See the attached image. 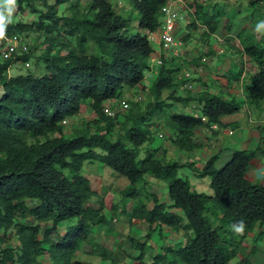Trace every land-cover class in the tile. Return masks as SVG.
<instances>
[{
    "label": "trees",
    "instance_id": "obj_1",
    "mask_svg": "<svg viewBox=\"0 0 264 264\" xmlns=\"http://www.w3.org/2000/svg\"><path fill=\"white\" fill-rule=\"evenodd\" d=\"M129 1L140 13L138 32L129 30L128 18L112 0H43V8L33 0H17L19 9L27 4L36 19L4 21L0 32L6 37L22 38L30 32L44 36L45 46L36 61L46 72L7 74L12 63L28 61L38 46L0 60V264H77L79 253L99 257L95 264H117L125 256L138 264H233L234 258H238L234 264H253L249 256L254 248L248 249L247 235L264 223V185L245 174L256 150H235L222 166L215 153L196 166L188 160L169 161L166 149L149 147L140 157V148L152 140L160 119L170 132L171 145L192 152L202 146L196 130L221 125V118L237 112L245 101L261 106L264 36L256 24L264 12L255 9L258 0H252L255 27L233 31L238 10L225 2L189 0L192 9L180 38L183 43L194 38V48L204 50L189 65L199 66L203 57L214 56L216 51L208 44L211 34L233 33L227 50L232 52L229 41H235V52L250 63L249 82L243 80L245 99L239 100L227 88V96L226 91L212 90L208 78L201 76L193 78L197 88L180 89L182 67L176 60L191 53L162 56L156 74L145 83L155 50L144 31L160 28L161 8L168 0ZM61 4L70 5L73 13L57 14ZM242 72L240 67L226 76L229 82H238ZM136 86L142 92L128 98V108L112 117L104 112L108 99L120 98ZM193 104L198 113L186 111ZM84 106L89 117L80 116ZM75 116L79 123L66 133L62 121L67 119L72 126ZM92 161L127 179L121 201L142 195L155 179L166 183L170 202L147 191L148 203L140 199L131 208L125 203L107 208L104 197L97 208L85 206L96 190L80 171ZM186 166L195 176L210 178L212 195L196 191L179 176V169ZM106 209L113 216L125 213L128 224L146 227L143 240L128 238L135 253L114 252L97 242L95 227L112 230ZM241 223L243 228L237 231ZM166 229L181 232L183 242L162 245L152 254L155 247L148 241L154 233L162 237Z\"/></svg>",
    "mask_w": 264,
    "mask_h": 264
},
{
    "label": "rangeland",
    "instance_id": "obj_2",
    "mask_svg": "<svg viewBox=\"0 0 264 264\" xmlns=\"http://www.w3.org/2000/svg\"><path fill=\"white\" fill-rule=\"evenodd\" d=\"M34 1V5H36L37 8H43L42 7V2L43 0H33ZM113 3H116L118 0H112ZM122 4L121 6H117L116 9L119 13H121L122 15H124L125 17L128 18V28L131 32H138L140 31L139 28V18H140V13L138 10H136L132 4L130 3L129 0H119ZM208 2H215V1H219V2H225L227 3L229 6H232L233 8H235L236 10H238L239 14H237V18L234 20V25H233V31H237L240 28H244L246 27L249 30H252L255 26L254 23L255 21L252 20L253 18L250 16V14L253 12L254 7L251 4L252 0H207ZM47 2L49 3H53L54 0H47ZM84 2V1H83ZM10 5L12 4V0H9ZM0 4L3 6V3L0 2ZM12 7V12L10 14V16L7 19L12 20L13 22L17 21V20H21L22 22H30L34 19H36L37 14L33 13L29 6L27 4H22V8L19 9V7L17 6V0H14V4L11 5ZM255 9L257 10H261L264 12V3L263 0H258V3L256 4ZM73 9L70 8V5L68 4H61L58 5V12L57 14L59 15H71L73 13ZM7 15V14H6ZM264 20V19H262ZM185 24L183 22H177V26H176V32L177 36L180 39V36L184 33L185 31ZM257 25V24H256ZM259 35H263L264 36V29L258 30ZM158 38V36H156ZM23 42H25L29 48H32L33 46H38L40 49H37V51L35 52V54L31 55V58L28 60V62L30 63L29 67L24 66L23 62L20 61H16L14 63H12L8 69V76H15L18 74H24V73H32L35 75H42L46 72V69L44 68V64L41 61H36L37 56L39 55L40 51L43 50L44 48V36L41 33H35V32H30L28 35L22 37ZM195 39L191 38L189 41L182 43L183 46H181V50L182 51V56H184V54L186 53H191L194 55H197L198 50L194 48L196 43H195ZM154 47L157 46V44L155 42L151 43ZM235 41H229V46L231 48V51L235 54H237V56L239 57L240 54L235 52ZM201 46L197 47L200 48ZM227 46H226V52H230L227 50ZM188 50L187 52L184 50ZM155 50V48H154ZM156 51V50H155ZM201 51H204L203 49ZM199 51V52H201ZM156 53H154L149 60V63H151V61L155 58ZM1 55H0V60H1ZM215 60L216 57H215ZM177 63L180 64V66L182 68L186 67V60L184 61L183 58L182 60H176ZM212 61H209V68L211 70L212 67ZM215 64V63H214ZM213 73H216L215 70L212 71ZM152 79L151 75H149V72H147L146 74V79H145V83L149 84L150 80ZM219 87V86H218ZM220 90H222V88H219ZM224 90L226 91V86L224 87ZM139 91L140 93L142 92L141 90H139V87L136 86L132 89H129V91L123 93L120 97V99L122 98H134V94H136V92ZM183 92V91H182ZM0 93H1V89H0ZM246 93V92H245ZM137 97V95H136ZM135 97V98H136ZM239 99V98H238ZM178 106V104H176V107ZM193 106V105H191ZM189 113L193 112V113H197L198 110L194 109V110H186ZM82 112V113H81ZM81 115L82 116H90L89 111L85 108L81 111ZM82 118V117H81ZM73 125L68 127L65 126V130L66 133H69L71 131V128L74 126H76V124L79 123V118L76 117V119H73ZM246 123V122H245ZM159 126L156 127L154 133H153V137L152 140L150 142H147L145 144L142 145V147L140 148V157H142L145 154V151L150 147V148H159L160 152L163 151V149H166L165 152V157L166 159H168L169 161H173V160H177L178 162H184L183 159H186V151H178L175 147H173L169 141V135L170 132L167 130V128L164 126V119H160V121L158 122ZM162 134V136L160 137L159 134ZM159 152V153H160ZM230 159V157L228 159H226L224 162H222L221 164H219V166L224 165L228 160ZM196 166H200L197 162ZM185 168V171L184 169ZM192 171L191 167L186 166V167H182L179 169V176L182 178H187L191 184V186L198 192L204 193L206 195H212V188L210 186V178L208 176H202V177H198L195 176L193 173V177L189 176L190 172ZM81 173L85 174L90 181L93 184V187H95L96 193L92 194L86 201H85V206L87 207H93V208H97L99 206L100 200L103 199L102 197H104V193L108 192V196L105 197V204L106 207L109 208L113 203H118L117 205L119 207H122V204L125 203L127 205V207L129 206L130 208L136 204L139 203L140 199L146 201L145 199V192L149 191V192H155L157 194V196L159 197L161 202H165V203H169V198L167 196V192L165 189V185L166 183L164 181L161 180H155L152 179L149 184H147L145 187V189L142 192V195L135 197V198H130V197H126L124 198V201H121L120 199L122 198V191L126 188V186L128 185V181L126 178H124L123 176H121L120 174L116 173L115 171H113L110 167L102 164L99 161H92V162H85L81 168ZM186 172V173H185ZM189 176V177H188ZM154 183H153V182ZM155 182L158 183V185H154ZM150 205V204H149ZM129 208V209H130ZM106 213V216L108 218V223L107 226L111 227V219H112V212L110 209H106L104 210ZM117 217L118 221V227H122L124 226V230L120 231V230H116L119 231L121 233L122 236H124V238H129V231H130V225L128 224V220H127V216L126 214L122 213L121 211H118L117 213H115V216ZM137 223V222H136ZM137 226V225H134ZM101 226L99 227H95L94 230L96 233H98L100 231ZM112 233L116 232L113 230H109ZM132 231L136 232L139 234V236L141 235V237H139V239L143 240L144 237L143 235L146 232V227L141 229L140 227L137 228H133ZM155 234V238H156V243L157 245H166L165 242V238L163 236H165V233L162 234V237H160L159 235H157V233ZM153 234V235H154ZM99 235H96V237H98ZM101 236V235H100ZM118 238H120V236H117ZM133 237L138 238L136 235H133ZM159 239H158V238ZM118 238H114L111 237L110 238V242L113 244V247L108 246L109 249L110 247L114 250H117L118 247L117 244L118 242H116L115 240H118ZM97 240V238H96ZM116 247V249L114 248ZM134 250V249H133ZM116 252V251H114ZM125 252V251H124ZM155 252H160V249H158L156 251V249H154V251H152V254H154ZM135 253V252H134ZM255 253V251H254ZM253 253V254H254ZM129 254V253H128ZM131 254V253H130ZM151 254V255H152ZM238 259L234 258L232 263L234 264ZM101 261L99 257H89L87 255H85L84 253H79L77 258H76V262L77 264H95L96 262ZM121 264H138L136 261H133L131 258L125 256L122 261H120ZM119 264V263H117Z\"/></svg>",
    "mask_w": 264,
    "mask_h": 264
},
{
    "label": "crops",
    "instance_id": "obj_3",
    "mask_svg": "<svg viewBox=\"0 0 264 264\" xmlns=\"http://www.w3.org/2000/svg\"><path fill=\"white\" fill-rule=\"evenodd\" d=\"M155 49L156 55L160 54L159 46H156ZM192 57H194V54L190 55V60ZM215 57L217 60H215ZM209 61L213 62L211 65L213 70L209 68ZM201 64V70L195 69L192 72L193 78L198 76L206 79L208 78L207 83L211 85L212 90H218L219 88H222V90L225 92L224 87L226 86L227 91L233 94V96H235L237 99H245V82H243V80L245 79L246 82H249L247 76L250 72V63L249 59L244 54H240L238 57L237 54L233 52L230 53L225 51V53L222 55L218 54V52H215L213 57H209L206 62ZM156 66V64H151L149 75H151L152 78L154 77V74H156ZM240 67L243 68L240 80L238 82H229L228 77L226 76L229 70H236ZM214 70L216 73L212 72ZM194 84L197 86V81L194 80ZM219 85L221 87H218ZM227 91L223 96L228 95ZM221 119V125H217L216 128H202L196 130L195 137L199 142H201L202 146L201 148L195 149L192 152L186 153L185 155L187 157L183 160L194 162L195 165L198 162V164L201 166L210 155L218 153L219 165L228 159L235 150L254 149L256 150L255 156L251 160L245 175L251 182L264 183V102L261 104V106H255L245 101L241 104V108L237 112L230 115H225ZM233 124L235 126H233ZM183 169L185 171V168ZM189 176L193 177L192 171L190 172ZM107 196L108 192H105L104 200ZM114 218L117 217L113 216L110 226L113 228L116 234L108 232L106 226H102L100 231L96 233V235H99L97 237V242L106 247L107 245H111V247H113V244L110 242V238H118L117 236H120L118 240H115L118 242L117 246L120 248L114 250L110 247V249L116 252L118 250H122L127 254L134 253L129 239L124 238V236H122L119 231H116H123L125 228L124 226L121 228L118 227L119 223H117L118 221H114ZM137 227H140L141 229L145 228V226L142 224H131L129 231V235L131 237H133V235H136L138 238L141 237V235L139 236L138 233L132 231L133 228ZM164 233L165 236L163 237L166 239V244H173L180 241L183 242L184 237L181 232L175 233L166 229ZM155 240L156 238L154 234L151 236L148 244L153 245L157 251L162 245H157ZM247 242L248 249L254 248L255 251L254 254L249 256L250 262L253 264H264V223L257 225L255 229L247 235ZM114 248L116 249V247Z\"/></svg>",
    "mask_w": 264,
    "mask_h": 264
},
{
    "label": "built area",
    "instance_id": "obj_4",
    "mask_svg": "<svg viewBox=\"0 0 264 264\" xmlns=\"http://www.w3.org/2000/svg\"><path fill=\"white\" fill-rule=\"evenodd\" d=\"M191 7L189 6V0H168L167 3L161 8L162 13V24L160 28L156 31L145 30V35L147 36L150 43L155 42L157 46L160 48V54H157L155 58L151 61V64L159 65L162 62V56H181V46L183 41L181 38L177 36L176 26L177 22H187L188 12L191 11ZM1 36V32H0ZM158 36V38L156 37ZM234 37L233 33L226 34H211L209 38V46L213 47V49L219 54L225 53L227 46V38ZM0 54L3 58H9L12 56L20 55L24 52H28V45L23 42L22 38L17 36L6 37L5 35L0 38ZM201 51V47L198 48ZM207 57H203L201 63L206 62L208 60ZM190 60V58H188ZM26 66L29 65L28 62L25 63ZM193 67V66H192ZM190 65L188 67L183 68L178 78L183 81L179 86L180 89H195L197 86L194 84L192 68ZM195 69H202V64L196 66ZM140 98V96H137ZM193 106L186 107V110H193ZM129 107L128 98H112L108 99L104 105V112L108 116H115L117 112L122 111ZM198 113V112H197ZM80 116H82L80 114ZM76 118V116H75ZM204 120L205 118L202 117ZM63 126L70 127L69 120L62 121ZM217 124H213L210 128H216ZM161 137L162 134L160 133ZM264 185V183H262ZM117 218H114L116 221ZM121 264V263H120Z\"/></svg>",
    "mask_w": 264,
    "mask_h": 264
},
{
    "label": "clouds",
    "instance_id": "obj_5",
    "mask_svg": "<svg viewBox=\"0 0 264 264\" xmlns=\"http://www.w3.org/2000/svg\"><path fill=\"white\" fill-rule=\"evenodd\" d=\"M0 2H2L3 3V10H0V31H3L4 30V27H5V25H4V21L10 16V14H11V12H12V7H11V5L12 4H14V0H12V4L10 5V3H9V0H0ZM117 6H121V2L118 0L117 2ZM7 14V15H6ZM184 23H186V22H184ZM256 29L257 30H261V29H264V20H260L258 23H257V25H256ZM2 36H3V34L1 33V37L0 38H2ZM1 44V43H0ZM1 46V45H0ZM183 46V45H182ZM155 48V47H154ZM201 49H202V47H201ZM156 50V49H155ZM183 50H181V52H182ZM198 53H200L199 52V50H198ZM1 55V54H0ZM21 55V54H20ZM17 56V55H16ZM197 55H194V57H196ZM13 57V56H12ZM185 59L184 60H186V62L187 63H185L186 64V67H188V65H189V61H192V59L191 60H188V58H190V55H185ZM1 58L2 59H5V58H3L2 56H1ZM10 58V57H9ZM7 59V58H6ZM26 62H28V61H25V62H23L24 63V66H26L25 65V63ZM29 63V62H28ZM151 64V63H150ZM30 66V63H29V65L28 66H26V67H29ZM190 66H192V64L190 65ZM193 69L195 68L194 66L192 67ZM183 69V68H182ZM181 69V70H182ZM193 69H192V72H193ZM197 88V87H196ZM84 108H85V106H84ZM83 108V109H84ZM82 113V112H81ZM242 228H243V224L241 223V225L237 228V231H240V230H242Z\"/></svg>",
    "mask_w": 264,
    "mask_h": 264
}]
</instances>
